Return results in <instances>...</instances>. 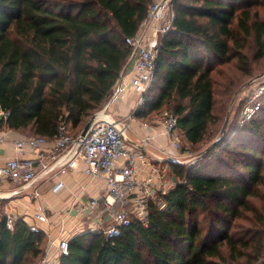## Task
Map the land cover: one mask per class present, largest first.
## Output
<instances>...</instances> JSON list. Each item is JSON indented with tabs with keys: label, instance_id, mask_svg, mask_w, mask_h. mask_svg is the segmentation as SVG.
I'll list each match as a JSON object with an SVG mask.
<instances>
[{
	"label": "trees",
	"instance_id": "16d2710c",
	"mask_svg": "<svg viewBox=\"0 0 264 264\" xmlns=\"http://www.w3.org/2000/svg\"><path fill=\"white\" fill-rule=\"evenodd\" d=\"M153 1L0 0V108L9 112L0 128L50 138L66 122L82 131L132 65L125 38L137 33ZM259 2L172 0L173 25L161 37L154 79L134 116L152 121L167 110L191 145L210 136L220 110L229 113L235 77H251L252 62L264 56V20L253 10ZM251 38L258 53L249 59ZM216 85L225 94L221 104ZM260 100L242 127L243 101L232 104L224 134L199 165L171 163L175 184L151 201L147 225L134 221L114 237L73 235L60 264H258L264 258V95ZM255 198L263 200L259 207ZM47 239L22 218L9 229L0 217V264L38 262Z\"/></svg>",
	"mask_w": 264,
	"mask_h": 264
},
{
	"label": "built area",
	"instance_id": "2783aa9c",
	"mask_svg": "<svg viewBox=\"0 0 264 264\" xmlns=\"http://www.w3.org/2000/svg\"><path fill=\"white\" fill-rule=\"evenodd\" d=\"M174 18L172 0H154L151 3L147 17L137 33L125 38L126 43L132 47L130 82L124 84L121 78L117 81L101 109L94 114L93 122L84 135L81 131L74 133L68 123L62 122L55 135L50 138L36 135L14 143L18 154L0 165V190L5 181L14 183L16 187L6 194L0 191V198L18 195L29 188L33 189V194L37 197L38 186L50 179L55 170L77 169L81 165L91 179L101 177L107 184L106 192L100 198L92 199L85 205L90 207L91 216L99 217L102 205L101 211L110 217L101 227L90 225L91 231L114 237L120 235L123 228L129 227L134 221L148 224L151 201L159 193H166L175 181L164 167L152 164L143 141L134 143L135 145L130 143L128 133L134 113L144 104L145 93L154 79L161 37L172 28ZM148 29L150 34H147ZM129 88L137 91L134 96L136 109L125 116L117 117L111 111L112 106ZM263 95L264 72L252 79L244 93L237 116V127H242L261 108L260 98ZM8 114V111L0 108V118ZM157 120L169 137L173 149L180 150L177 116L166 110ZM47 144L51 146L45 154L43 151ZM27 150L33 151L34 155L21 154ZM161 152L163 156L157 157L159 160L164 158L165 150ZM145 165H150V169L145 177H141V167ZM63 185L59 182L56 188ZM86 207L83 206L81 212L85 213ZM36 217L40 220L46 219L43 213H36ZM15 220V215L8 214L7 228L13 229ZM96 228L98 229L95 230ZM31 230L39 231L40 228L32 225ZM68 254L69 237H60L56 244V253L47 252L36 264H60V258Z\"/></svg>",
	"mask_w": 264,
	"mask_h": 264
},
{
	"label": "crops",
	"instance_id": "0c3cea01",
	"mask_svg": "<svg viewBox=\"0 0 264 264\" xmlns=\"http://www.w3.org/2000/svg\"><path fill=\"white\" fill-rule=\"evenodd\" d=\"M150 32L148 29L147 34H150ZM129 71L130 67L121 76L124 84H128L131 80ZM136 94L137 91L129 88L114 103L111 109L112 113L117 117H122L134 111L136 109L134 100ZM154 119L146 121L134 116L128 137L132 144H138L143 141L146 144V150L152 164L164 167L174 181L173 173H171V162L167 159L183 161L180 159V150L173 149L169 137L163 131V127L158 123L157 119ZM0 135L2 136L0 140V165H2L7 159L18 154L14 148V143L17 140L25 139L28 135L22 131L7 127L0 128ZM50 146V144L44 146L43 152L45 154L49 152ZM163 149L165 150L164 158L159 160L157 157L163 156L161 152ZM21 154L23 156H32L34 152L27 150ZM182 157L184 158L185 156L182 155ZM141 168V177H145L150 165H145ZM55 172H57L56 175L54 174ZM52 174L50 179L43 181L38 186L39 195L37 197L34 196L32 188L26 189V191L18 195L1 197L0 217H7L11 213L16 218H22L30 227L32 225L38 226L46 234H49V231L52 230L50 238L47 239L46 253L55 254L56 244L60 237H71L83 232L98 234L96 231H91L89 226L101 227L107 223L110 217L104 211H101L102 205L99 211L100 217L91 216L90 207L85 206L88 201L100 198L106 192L107 184L104 178L91 179L85 174L81 165L77 169L65 168L61 171L57 169ZM59 182L64 185L57 189L56 185ZM15 187L14 183L5 181L1 184L0 191L6 194ZM83 206L86 207L85 213L81 212ZM36 213H43L46 215V219H38Z\"/></svg>",
	"mask_w": 264,
	"mask_h": 264
},
{
	"label": "rangeland",
	"instance_id": "374dc122",
	"mask_svg": "<svg viewBox=\"0 0 264 264\" xmlns=\"http://www.w3.org/2000/svg\"><path fill=\"white\" fill-rule=\"evenodd\" d=\"M245 4L246 3L243 2L242 5H245ZM253 10H258L260 18L262 20H264V0H262V2H259L256 5H254ZM246 53H247V56L249 57V59H252L253 57L255 58L256 54L258 53V49L255 45L253 38L249 39V43L247 44V48H246ZM131 66L132 65H130V69H131ZM231 67L232 66L226 65V66H223V69H226V70L229 69L230 70ZM252 67H253V73H252L251 77H241V76L235 77L236 86H238V88H237V91L232 95V99H231L232 101L230 102L229 108L231 107L233 109V105H234L233 103L234 102H237V103L241 102V100L244 98L245 91L248 90L249 85L252 82V79L255 76L264 72V56L253 61ZM127 70H125V71H127ZM229 74H231L232 76L235 75L234 72H230ZM232 76L229 75V77L234 78ZM216 77H217V79L222 78V77H219L217 75H216ZM216 92H217V104L218 103L221 104L222 98L225 97V94H223V87L221 85H216ZM231 108H230L231 111L228 109L230 111V119H231V116L233 114V111ZM220 111H221L220 119L216 123H213V125L210 128L209 132L211 133V135L210 136L208 135L207 138L200 144L191 145L188 141L185 140V138L182 135H180L179 130L177 129V133H178V136L180 139V144H181L180 159L184 161V162L181 161V162H183L182 165H187V167H189L191 165H199L203 161V157L208 153V151L215 150V149H212V145H213L214 141L217 140L219 136H221V129H222L224 120H225L226 115H227V113H226V115L223 114L224 111L223 112H222V110H220ZM182 155H184L185 157L183 158ZM171 173H172V169H171ZM262 202H263V200L261 198L260 199L255 198L253 200L254 205L257 207H259L262 204ZM241 222H243L245 226L250 225L248 220H246V219H243V221H241ZM51 231L52 230H50L49 234H47L48 239L51 236V233H52ZM232 231H234V230H232ZM36 262H37V259H33L30 262V264H35Z\"/></svg>",
	"mask_w": 264,
	"mask_h": 264
},
{
	"label": "water",
	"instance_id": "95a60500",
	"mask_svg": "<svg viewBox=\"0 0 264 264\" xmlns=\"http://www.w3.org/2000/svg\"><path fill=\"white\" fill-rule=\"evenodd\" d=\"M229 117H230V111L228 113V115L226 116L225 120H224V123H223V126H222V129H221V135L224 134L225 130H226V127L228 125V122H229ZM93 119H94V115L90 117V119L88 120V122L85 124L84 128L82 129L81 133L82 135H84L87 130L89 129V127L91 126L92 122H93ZM169 162L171 163H180L179 161H177L176 159H167ZM173 179L174 181H176V177L173 176ZM258 264H264V258L258 263Z\"/></svg>",
	"mask_w": 264,
	"mask_h": 264
}]
</instances>
